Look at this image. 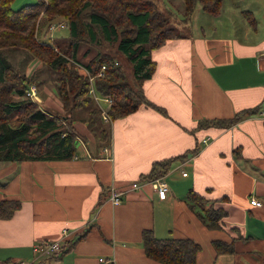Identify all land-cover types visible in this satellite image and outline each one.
Wrapping results in <instances>:
<instances>
[{
	"label": "crops",
	"instance_id": "1",
	"mask_svg": "<svg viewBox=\"0 0 264 264\" xmlns=\"http://www.w3.org/2000/svg\"><path fill=\"white\" fill-rule=\"evenodd\" d=\"M257 1L237 4L228 17L224 0L219 14L199 3L190 19L182 18L191 33L152 49L156 68L142 87L166 113L141 104L108 121L111 142L106 145L88 127L87 110L79 109L72 120L74 155L0 160V199L20 200L10 217H0V264H49L53 258L38 256L33 245L53 239L63 245L59 264H163L144 251L146 227L158 237L199 242L198 264L264 263V0L260 6ZM195 15L201 18L196 26ZM259 27L261 37L254 34ZM91 46L82 43L78 51L76 64L84 74V65L97 53L91 56ZM41 63L33 59L27 74L39 71ZM37 94L30 98L65 120L56 91L38 87ZM249 108L258 111L230 126L200 125ZM180 154L186 156L173 160L163 176L169 185L165 198L152 179L132 187L155 160ZM112 187L127 188L121 201L108 198ZM190 190L227 211L221 228H210L191 208ZM252 198L262 204H252ZM216 239H234L235 251L217 253Z\"/></svg>",
	"mask_w": 264,
	"mask_h": 264
},
{
	"label": "trees",
	"instance_id": "2",
	"mask_svg": "<svg viewBox=\"0 0 264 264\" xmlns=\"http://www.w3.org/2000/svg\"><path fill=\"white\" fill-rule=\"evenodd\" d=\"M13 1L0 0V160L33 159L49 153L54 157L74 155L76 132L72 120L78 109L87 110L88 127L97 139L110 144V122L104 121L101 108L89 94V77L76 64L82 43H116L115 52L123 53L131 65L132 77L119 59L105 52H97L84 65L94 75L98 93L112 98L108 109L111 120L135 111L141 104L152 105L166 113L164 107L147 98L142 82L151 77L156 68L151 57L152 49L167 39L182 37L184 33L170 24V17L158 9L155 0H37L17 9L13 7ZM222 1L183 0V18L190 19L198 3L207 12L219 14ZM60 18L66 20L61 28L69 29V36H61L66 43L42 41L43 36L52 38L49 35L54 31L51 25ZM13 51L23 53V65L10 57ZM33 59L40 60L55 72V91L63 103L65 120L61 115L42 108L27 95L31 84L43 83L38 79V71L33 75L26 72ZM115 60L117 64H114ZM103 64L106 69L99 75ZM257 111L258 108H249L232 118L206 119L200 121V125L226 127L245 113ZM199 149L197 146L189 153H196ZM185 156L180 154L155 160L139 180L166 175L172 161ZM188 199L191 208L197 210L210 228H221V221L227 213L223 207L215 206L212 199L194 190H190ZM19 206V199H0V217H10ZM141 236L144 251L153 260L163 264H198L197 253L201 244L191 237H158L151 227L143 228ZM234 239L213 240L216 252H234Z\"/></svg>",
	"mask_w": 264,
	"mask_h": 264
},
{
	"label": "rangeland",
	"instance_id": "3",
	"mask_svg": "<svg viewBox=\"0 0 264 264\" xmlns=\"http://www.w3.org/2000/svg\"><path fill=\"white\" fill-rule=\"evenodd\" d=\"M37 0H14L13 1V7L15 9L21 7L24 3H33ZM158 6V9L166 16L170 17V24L174 25L175 27L178 28V30L182 33H191V25H187L184 23V21L182 20L183 18V0H155ZM247 0H224V4H223V8L226 10V13L224 14L226 17L228 16H232L233 14L229 11L230 9H232L234 6H236L237 4H244ZM262 3L261 0L257 1V5L260 6V4ZM197 6H201L199 3ZM206 14V13H205ZM210 16V15H209ZM201 18L199 15H195V17L193 18V22L195 24V26L200 23ZM56 22H65L66 20L64 18H60L57 19ZM191 23V21L189 22ZM263 24H264V20H263ZM263 24H260V26H262ZM263 29L261 27H259V29L254 33L255 35H257V37H261L263 36L262 33ZM52 38H50L48 35L47 36H43L42 37V41L44 42H50V43H59L61 45H64L66 43L65 39L61 36H69V29L66 28H57L53 31L52 34H49ZM115 45L116 43H109L106 42L101 43L100 45H93L90 47V54L91 56L93 55L94 52H105V53H110L111 55H113L116 59H119L122 66H124L125 68L127 67L128 69L126 70L128 75L130 77H132V72L131 70H129V68L131 67L130 63L127 61L125 55L123 53H116L115 52ZM16 63H19L20 65L24 64V57H23V53L21 51H13L11 53L10 56ZM81 59V61H87V58H79ZM40 69L37 74H39V78L38 79H42L43 83H41L40 85H38L39 87V91L43 92V89L48 90L55 93V89H56V74L55 72L46 67L44 64L41 63V66L38 68ZM37 69V70H38ZM58 77V76H57ZM111 105V104H110ZM108 105L106 102H104L103 100L101 101V106L103 108H107ZM109 109V107H108ZM79 110V109H78ZM77 110V111H78ZM66 112L64 111L63 114H65ZM108 122V121H107ZM110 145V144H109ZM208 204V203H206Z\"/></svg>",
	"mask_w": 264,
	"mask_h": 264
},
{
	"label": "built area",
	"instance_id": "4",
	"mask_svg": "<svg viewBox=\"0 0 264 264\" xmlns=\"http://www.w3.org/2000/svg\"><path fill=\"white\" fill-rule=\"evenodd\" d=\"M64 25H65L64 22H54L51 25V30L53 31L59 27H63ZM263 49H264V46H263ZM263 57H264V51H263ZM117 63H118V61L115 60L114 64H117ZM105 69H106V64H103L101 66L98 74L101 75ZM85 72H86L87 76L89 77V81H90L89 94L92 96L94 101L101 108L103 119L105 121H111L110 115L108 113V107L109 106L107 108H103L101 106L102 100L104 102H106L108 105H110L112 102L111 96L108 94H106V95L99 94L98 91L96 90V87L94 84V80H93L94 75H92L91 72L88 71V69H85ZM37 91H38V87L35 83H33L30 85L29 89L27 90V95L32 97V98L37 97V95H38ZM260 112L264 115V109H262ZM207 141H208V137L203 139L204 143H206ZM182 174L186 175L187 172L183 171ZM149 181H151V183L153 184V186L156 189L157 194L160 198H165L167 196L168 190H169V185L163 176L154 178V179L149 180ZM145 182L146 181H144V180H136V181L132 182L131 185H132V187H138V186H141ZM126 193H127V188L112 187L109 191L108 198L112 202L116 203V202L121 201L122 198L124 197V195H126ZM251 203L255 204V205H261L262 204V202L256 198H252ZM62 249H63L62 242L60 240H55V239L36 242L33 245V250L38 256H45L47 258H53V261L49 264H59L57 262V257L59 256ZM100 260L104 261L105 259L100 258ZM20 264H28V263L21 261Z\"/></svg>",
	"mask_w": 264,
	"mask_h": 264
}]
</instances>
